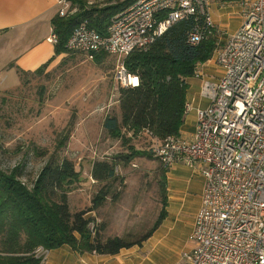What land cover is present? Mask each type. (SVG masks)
I'll use <instances>...</instances> for the list:
<instances>
[{
	"label": "built area",
	"instance_id": "2783aa9c",
	"mask_svg": "<svg viewBox=\"0 0 264 264\" xmlns=\"http://www.w3.org/2000/svg\"><path fill=\"white\" fill-rule=\"evenodd\" d=\"M67 1H58L59 16L67 14ZM242 3V22L213 56L220 76L203 81L202 94L209 104L196 111L193 137L170 136L154 141L152 149L163 168L184 162L204 179L188 237L193 246L177 264H264V0ZM209 4L210 0H134L111 17L105 35L81 23L66 49L88 59L101 53L115 57V80L134 87L138 78L126 72L124 59L133 51H146L182 21L193 22L188 38L192 45L214 35ZM50 41L57 42L53 32ZM202 66H197L196 77H202ZM190 108L186 103L185 113ZM145 135L152 138L149 131ZM95 229L90 223L93 236ZM49 251L39 246L34 256L45 264Z\"/></svg>",
	"mask_w": 264,
	"mask_h": 264
},
{
	"label": "trees",
	"instance_id": "16d2710c",
	"mask_svg": "<svg viewBox=\"0 0 264 264\" xmlns=\"http://www.w3.org/2000/svg\"><path fill=\"white\" fill-rule=\"evenodd\" d=\"M133 2L117 1L114 5L95 8L73 1L78 4L75 13L57 14L51 21L57 38L55 55L68 53L67 40L81 23L105 35L111 17ZM192 29L191 20L179 22L146 51H133L124 59L126 72L138 78V85L118 88L119 116L106 115L102 127L108 137L128 145L127 153L92 163L90 177L101 187L87 210L75 213L69 210L67 194L82 177L66 158H51L29 186L21 179V167L16 166L10 172L0 168V264H40L34 256L39 246L53 250L67 245L79 253L115 255L122 249L140 245L161 224L167 215L165 198L153 229L133 242L118 236L104 237L101 228L93 236L89 230L92 223L89 212L102 207L109 197L119 198L113 185H121V177L115 171L120 163L126 165L134 157L151 156L150 152L130 145L135 137L145 135V131L151 132L152 141L179 137L186 114L187 80L195 77L197 66L208 63L220 47L217 33L197 45L190 44ZM94 61L102 60L96 55Z\"/></svg>",
	"mask_w": 264,
	"mask_h": 264
},
{
	"label": "rangeland",
	"instance_id": "374dc122",
	"mask_svg": "<svg viewBox=\"0 0 264 264\" xmlns=\"http://www.w3.org/2000/svg\"><path fill=\"white\" fill-rule=\"evenodd\" d=\"M99 1L96 5L117 3ZM220 3L225 7L221 16L218 13L219 5L222 6ZM209 7L222 30H218L216 25L221 46L227 34H232L242 22L245 7L242 0H210ZM97 56L102 59L101 63L88 59L83 53L68 51L67 57L55 67H44L32 73L16 71L17 79H11L7 69L0 67V168L3 171L21 167V179L29 186L51 158L72 161L82 177L81 169L87 163L105 159L107 153L104 148L107 145L115 148L109 152L115 154L114 157L127 153L128 145L123 146L112 138L107 141L104 130L100 132L98 129L103 111L101 107L113 105L115 98L107 92L105 98L98 99L94 91L100 92L103 83L109 86V77L117 89L126 86L115 80L116 58L104 53ZM200 83L198 77L192 78V86L198 91V96L204 98ZM118 113L111 107L107 115L119 116ZM88 124L94 126L93 137L88 134ZM155 143L141 134L133 139L130 145L150 152L151 156H137L131 163H120L116 167V173L119 177L124 175L127 184L121 177V185H113V191L118 192L119 198L115 201L109 197L102 207L89 212L95 232L101 228L104 237L119 236L133 242L153 229L165 198L166 172L169 171L154 157L152 149ZM91 182L90 178L82 177L80 183L72 186L67 194L71 213L91 206L92 197L101 187V184ZM188 199L187 209L191 210L193 197ZM185 231L182 223L175 228V239L180 247L185 244ZM192 244L190 242L191 247Z\"/></svg>",
	"mask_w": 264,
	"mask_h": 264
},
{
	"label": "crops",
	"instance_id": "0c3cea01",
	"mask_svg": "<svg viewBox=\"0 0 264 264\" xmlns=\"http://www.w3.org/2000/svg\"><path fill=\"white\" fill-rule=\"evenodd\" d=\"M58 1L0 0V67L7 69L11 79H17L16 71L19 73H32L41 67H55L61 60L67 57L68 53L55 55V44L50 41L52 35L51 21L58 14ZM73 1L81 2L87 7H107L106 4L103 6L96 5L100 2L99 0H68L67 14H73L77 11L78 4H73ZM221 5L218 8L220 16L222 15L221 11H224L225 8L224 4ZM212 16L218 30H220L216 15L212 13ZM201 70L202 77L198 78L202 84L205 79L214 80L218 78L221 72L218 66L215 65L213 58L208 63L203 64ZM192 78L187 80L189 88L186 94V103L191 108L185 114L179 134V137L185 140H190L196 131L197 109L204 108L209 104V100L206 97L201 98L198 96V91L196 92L194 86H192L193 84H191ZM108 80L109 86H105V83L102 82L100 92L98 90L94 91L95 98H105L107 92L115 98L113 105L101 107L103 111H101L102 116L98 125L100 132H103V122L109 109L111 107L116 108L117 113L119 112L118 89L114 86L110 77ZM106 108H108L107 112L104 111ZM91 110L93 111V109ZM87 129L88 134L93 137L94 126L88 124ZM105 136H107L106 133ZM109 139L111 138L107 136L106 140L109 141ZM114 149L110 145L104 148L107 153L105 159L114 157L115 154H109ZM96 160L100 159L92 160L81 169L82 177L91 179V165ZM168 170V173H166L167 185L165 194L167 215L149 238L140 245H133L130 248L122 249L115 255H100L88 252L79 253L71 247L64 245L50 250L45 264L179 263L182 253L192 248L188 237L194 228L195 217L201 205L204 179L198 169L188 166L184 162H178ZM120 174L122 175V173ZM121 177L125 178L124 175ZM94 182L92 180L91 183L93 184ZM123 183L127 184V181L124 179ZM190 197H193L194 207L188 210L187 204L190 202V199H188ZM180 223L186 229L184 233L186 240L182 247H180V244L175 239V228Z\"/></svg>",
	"mask_w": 264,
	"mask_h": 264
},
{
	"label": "bare ground",
	"instance_id": "6f19581e",
	"mask_svg": "<svg viewBox=\"0 0 264 264\" xmlns=\"http://www.w3.org/2000/svg\"><path fill=\"white\" fill-rule=\"evenodd\" d=\"M135 82V81H134ZM137 82H138V79H137ZM137 82H135V83H137ZM134 85H136V84H134Z\"/></svg>",
	"mask_w": 264,
	"mask_h": 264
}]
</instances>
